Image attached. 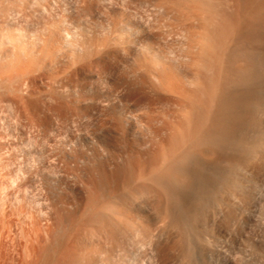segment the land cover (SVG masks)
I'll return each mask as SVG.
<instances>
[{"label": "rangeland", "instance_id": "1", "mask_svg": "<svg viewBox=\"0 0 264 264\" xmlns=\"http://www.w3.org/2000/svg\"><path fill=\"white\" fill-rule=\"evenodd\" d=\"M191 1L196 3L0 0V264H186L178 253L169 257L153 248L164 241V232L169 229L167 217L142 218L145 206L135 215L114 203L112 196L128 193L126 177L131 163L137 168L135 188L142 183L152 187L148 179H138L139 174L146 165V173L158 168L170 150L165 148L170 145V134L163 135V140L162 134L160 138L155 131L162 127L160 123L152 122L154 127L136 125V132L131 134L124 119L130 114H145L148 109L166 119V127L174 131L177 122L172 118L168 121L163 114L172 111L180 117L187 115L171 102L169 106L155 102L154 106L153 101L160 95L155 92L148 91L147 98L152 99L144 98L148 92L141 89L135 73L142 57L147 56L138 51L140 44L153 45L152 53L170 66L204 67L203 71L209 72L203 74L209 82L205 83L206 90L218 80L219 65L226 64L222 59L236 38L235 24L239 22L227 16L238 11L235 0ZM99 39L106 42V48L96 50L94 45L101 42ZM263 44L264 40L260 46L264 52ZM120 46L127 47V51H119ZM202 58L204 63L200 62ZM210 68H214L212 72ZM126 79L127 85L122 83ZM195 95L191 100L203 105L204 98L202 101L200 95ZM115 97H124L125 104L137 102L134 111L124 110L119 115V105L116 114L113 105L119 102L108 101ZM149 139L152 146L143 148ZM161 150L167 152L164 157ZM259 158L254 161L263 170L262 182L260 186L249 185L251 200L247 207L228 201L227 186L222 189V198L226 197L223 202L217 204L215 198L209 201L205 219L215 216L216 222H221L228 208L236 216L216 237L205 235L199 253L191 258L192 264H263L264 162ZM224 168L230 171L228 166ZM148 197L144 200L152 216L154 203Z\"/></svg>", "mask_w": 264, "mask_h": 264}, {"label": "bare ground", "instance_id": "2", "mask_svg": "<svg viewBox=\"0 0 264 264\" xmlns=\"http://www.w3.org/2000/svg\"><path fill=\"white\" fill-rule=\"evenodd\" d=\"M168 1H170V0H167V2ZM190 2H193V1L190 0ZM168 3H170V2H168ZM173 3L174 2H172V4ZM235 3H236L238 11H234V13L230 12L229 14H227V16H229L231 18L234 16L236 18V23H237V19H238V21H239L238 24L237 25L235 24V27L238 26L237 27V35H236V38L234 39V41H232L233 42L232 45L228 46L229 49L227 51L225 50L227 52L226 57H223L225 60L222 59V61H224L223 63L226 62V64L225 65H219L220 68H218V70H220L219 71L220 73H218V74L220 76H219L217 81L215 80L216 82L213 79V81L215 82V85H214V82H213L214 86H212L210 84L213 88L209 86L208 87L209 91L205 89L206 85H207L205 83H209V82H206L207 77H204V75H203L207 71L206 69H205L206 71H203L204 67H199V66L198 67H190L188 65H187L188 67L186 65H185L186 67L185 66L182 67V66H174L173 64L170 66L168 63H165V61L161 60L163 57L159 58L152 53L153 52L152 51V46H153L152 40H151L152 46L145 44V42H144V44L141 43L142 45L140 44V50L138 49V51H140V52L142 51V56H143L144 52L147 54V56L142 57L143 59L140 61V63H138L139 65H137V68H135V73L137 74L136 76L139 77L138 80L140 82L141 89L143 91H145V93H146V91L147 92L150 91L153 93L155 92L157 94H160V95L156 96V97H158L157 98L158 100L156 99V97L153 96V98H155L157 100V101H153L154 106H155V102H156V105H157V102L162 103V106L168 105L171 102L175 105V107L177 106L178 109L182 108L183 110L186 111L187 115L184 114V115H186V118H185V116L180 117V116H178L179 114L177 115L172 111H170L168 114L162 113L163 115L168 116V121L170 118H172V120L174 119L175 123L177 122L176 126L179 129L177 127H176V129H178L179 131L174 132L176 130L174 126H173V128L175 130L172 128L174 131L169 130L165 125V122L167 120L158 117L157 115H155V113H154V115L151 114V112H149L148 109L147 110L144 109V110L148 111V112L145 111V114L140 112V113H142V115H135L133 112L134 116H132V114H130V116H132V117L126 116L127 118L124 119L127 127H129V133H131V134L134 133V131H135L134 127L136 125L142 126V125L146 124L148 126L152 122L154 123V121H157L158 123H160V125H162V127L160 126L161 128H159L158 131L157 130H155V131L158 132L159 137L161 136L160 134H162L161 137L163 140H164L163 135L166 136L168 133L170 134L169 135L170 137H168V139L170 138V140H168L166 138L168 141H170L169 142L170 145L168 143L169 146L165 147L166 149L169 148L170 150H168L169 155L167 157L163 156V154H166L167 152L163 153L161 150V152H162L161 155L164 158H163V160H161L162 164L160 163V166H158V168H155L156 167L155 166L153 168L154 169L153 171L150 170L151 172L149 171V173H146V172H148L147 170L145 171V169H144L147 166L146 165L143 168L144 171L142 170L143 172L142 171L140 172L141 175L139 174L140 178L138 177V179L142 178V181H143V179H145V181L149 180L150 182H152L154 184L152 187H149V185L141 182L142 184L138 186L139 189L137 187H136L137 189L135 188L136 185L134 186V184H136L135 182L137 181V179H136L137 178V176H136L137 168L135 169V165L131 163L130 167H128L129 168V170L127 172L128 176L126 177L127 178V181H126L127 184L126 185H127V187L129 186L127 188L128 193H126L125 196L123 195V197H122V195L113 194V196H112L113 201H114V203H116L118 205L125 206L126 209L130 213H134L136 215L139 213V211L143 212L142 210L145 207H146V209L149 208V207H147V205L149 203L147 204V200H144V198L147 199L146 196L147 197L150 196L152 199V202L154 203V207H152L153 215L151 216L149 209L147 211H148V213H150V215L147 213L146 209H144V212H143L144 216H142V218L146 217L149 219V218L153 217L154 215L157 217H159L158 215H160L161 218L163 216V217H165V218L167 217V219H169L168 220L169 221V223H168L169 227H167L169 229L166 230V232L168 231L167 233L164 232V234H165V238H163L164 241H162V240H161V242L159 241L158 243H156L155 247H153V248H155V250H156V252H158V254L162 253L165 256L166 255L169 256L172 253H178L183 257V260L186 261V264H192L191 258H194L195 256H197L196 254L199 253V251H200L199 249L202 248L201 243L204 241L205 235L211 233V236L213 234L215 236L217 233L222 232L223 228L227 227L235 219L236 212L234 213V212L230 211L229 208H228L229 211L226 210V213H223L225 217H224L223 221H221V222L220 221L216 222V220L214 218L215 216L211 217L210 215L209 216L211 218L209 217V219H207V218L205 219L204 218V217H206V216H204L205 211L207 209H210V208H208L209 204H210L209 201H211V199L214 200L213 198H215L217 201L216 200H214V201H216L218 204V201L221 202L222 199H225L226 197L222 198L223 197L222 189L223 188L225 189L226 188L225 186H227L228 192H227V190L226 191L223 190V191L227 192V194L229 193L228 195L230 196L229 197L230 199H228V201L230 200V202H232L233 204H236V202L238 201L239 204L241 206H243V208L247 207L250 203V200H251V194L249 192L250 190L248 189L249 185L252 186V184H254V186L255 185L260 186V183L262 182V177L260 176V174H261V171H263V170H261V167H260L261 165L258 164V162L256 163L254 160L257 159L256 161H258V158L261 156L263 159H260L261 157L259 159L261 161L263 160V162H264V52L260 50L261 49L260 46H262L261 44L263 43V40H264L262 38L264 36V0H235ZM172 4H170V5H172ZM189 4H191V3H189ZM166 6L165 7L168 8L169 5H166ZM189 7H191V6H189ZM171 8L172 7H170V9ZM172 10L171 11L167 10V11L172 12ZM152 29L153 28H151L150 30H152ZM133 35H134V33H133ZM116 37H118V36H116ZM88 39H91V38H88ZM85 40H87V39H85ZM100 41L101 42L94 45L96 50L97 49L100 50V49L107 47V44L105 41H102V40H100ZM157 41H158V39H157ZM92 42H93V40H92ZM108 42H110V41L108 40ZM116 42H118V40ZM73 43H74V41H73ZM89 43H90V41H89ZM94 43H95V40H94ZM118 44H120V43H118ZM86 45H85V47H86ZM137 45L138 44H136V46ZM124 46L123 47L120 46L118 48L119 51L126 52L127 47H124ZM202 47H204V46H202ZM224 47H226V46H224ZM75 49H76V47H75ZM200 49L203 50V48H200ZM70 51H71V49H70ZM203 51H202V53H203ZM204 55L205 54L203 53V56ZM224 55H225V53L223 54V56ZM113 56H110V57H113ZM135 56H137V55H135ZM68 57H67L68 59L72 58L71 55ZM73 57H76V56L74 55ZM107 57H108V55H107ZM114 57H116V56H114ZM219 57H220V55H219ZM134 58H136V57H134ZM198 59H200L199 56H198ZM78 60H77V62H78ZM202 60L200 62L204 63V58H202ZM198 62H199V60H198ZM67 63H68V60H67ZM176 64H178V63H176ZM79 65H80V63H79ZM179 65H181V64H179ZM199 65H200V63H199ZM203 66H206V64L205 65L203 64ZM75 68L76 67H74V69ZM70 69H71V67H70ZM210 69L212 72V69H214V68H210ZM66 70H68V68ZM81 70H82V68H81ZM218 70H216V72ZM207 73L209 74L208 71H207ZM210 76H211V74H210ZM217 77H218V75H217ZM126 80H128V79H126ZM126 80L125 81L123 80L124 82H122V83H125L127 85L129 80L127 82H126ZM117 81H118V79L116 80V83H117ZM137 86H139V85H137ZM129 88H131V87H129ZM120 90L121 89H119L118 92H120ZM122 91H123V89H122ZM137 92L135 91V93H137ZM131 93H132V91H131ZM147 94L149 95V92L146 93V97H144V96L143 97L147 98ZM127 95H128V93H127ZM193 95L202 96V97L199 96V99L201 98L203 101V98H204L205 101H203L202 103H204V102L205 103L203 105H198L197 103H195L194 101L191 100V96H193ZM205 96L206 97L208 96V97L206 98ZM110 97H108V98H110ZM126 97L127 96H125V98ZM123 98L122 97H115L113 99H109L108 101L111 103H115L117 101L119 102L118 104L115 103L117 106L113 105V108H116V109H114L115 113H116V110L119 107V105H120V108H118V110H117V111H120L119 113L117 112L119 115L122 114L121 111L124 112V110H125V113H127V112L132 113V111H134V110H132V108L137 105V102H135V104L131 105V104H127V102L124 101V102H126V104H125V103H123ZM149 98H147V100ZM93 99H95V98H93ZM150 99H152V98H150ZM155 99H153V100H155ZM192 99H194V98H192ZM101 100H103V99H101ZM136 100H138V99H136ZM147 100L145 99V101H147ZM92 101H94V100H92ZM129 101H132V100L129 99ZM141 101H139V102H141ZM199 101H201V100H199ZM132 102H134V101H132ZM149 102L151 103L152 100L148 101V103ZM121 103L125 104L126 106L124 105L125 106L124 107ZM128 103H130V102H128ZM159 103H158V105H159ZM198 103L202 104L200 102H198ZM121 105L125 109L121 108ZM114 106H116V107H114ZM139 106L140 105H138V107ZM149 106H150V104H149ZM149 106H146V108L147 107L149 108ZM160 106H161V104H160ZM151 107H152V105H151ZM106 109H107V107H106ZM178 109H177V111H178ZM94 110H96V109H94ZM144 110H142V111H144ZM165 110H166V108H165ZM138 112H139V109H138ZM124 114L122 116H124ZM119 115H117V116L119 117ZM118 117H116V118H118ZM120 117H119V119H120ZM178 118H181V119H178ZM119 119H117V120H119ZM114 120H116V119H114ZM164 120H166V121H164ZM123 124H125V123H123ZM146 125H144V126H146ZM167 126H169V125L167 124ZM170 126L172 127V124ZM151 127H154V126H151ZM118 128H120V127H118ZM179 132H180V134H179ZM158 140L159 139H157V141ZM132 142L134 143L136 141H132ZM151 142L152 141L149 139L146 143L142 144V147L143 146L144 147L149 146L151 144ZM155 142H154V144H155ZM142 143H143V141H142ZM152 144H151V146H152ZM159 144H156V145H159ZM133 147L131 146L130 148H133ZM162 147L164 148V144L162 145ZM151 148H149V149H151ZM165 148H164V150H165ZM145 150L147 151V149H145ZM150 155H151V153H150ZM131 156H132V154H131ZM145 156H148V155H145ZM155 156L158 157V155H155ZM150 157L153 158V156H150ZM158 159H160V158H158ZM149 163H153V162H147L148 165H149ZM224 166L225 167L228 166V168H230L229 169L230 171H226L227 168L225 169ZM262 169H263V167H262ZM239 172H241L243 174L245 173L244 176L243 175L241 176L239 174ZM146 179H148V180H146ZM133 186H134L135 190H133L134 189ZM129 188L132 189L133 191H135V193H133L132 190H129ZM150 197H148V198H150ZM139 200L141 202H139ZM219 204H221V203H219ZM150 205H151V203H150ZM143 206H145V207L143 208ZM233 206H236V205H233ZM150 211H151V209H150ZM157 217H156V219H157ZM207 240H208V237H207ZM208 244L210 245V243H208ZM221 249H223V248H221ZM205 250H206V248H205ZM204 251H203V253H204ZM263 264H264V261H263Z\"/></svg>", "mask_w": 264, "mask_h": 264}]
</instances>
